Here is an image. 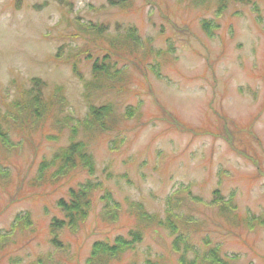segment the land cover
Listing matches in <instances>:
<instances>
[{
  "label": "rangeland",
  "instance_id": "1",
  "mask_svg": "<svg viewBox=\"0 0 264 264\" xmlns=\"http://www.w3.org/2000/svg\"><path fill=\"white\" fill-rule=\"evenodd\" d=\"M60 1L0 0V116L37 77L46 84L45 96L62 88L65 115L74 123L84 119L89 102L112 103L120 118L127 110L126 118L121 133L85 139L95 175L75 170L69 181L37 179L43 158L68 144V128L61 134L46 128L41 138L30 120L26 130L33 133L36 154L12 133L11 149L0 150V264H86L93 242L131 230L138 206L165 220L166 211L180 203L189 215L181 217L192 224L178 253L174 238L152 227L110 264H179L183 254L186 263L206 264L217 248L221 262L264 264V226L245 228V220L264 221V0L229 1L220 13L217 0H124L126 8L108 7L107 0ZM92 24L107 28L106 41L134 29V55L148 58L146 78L127 69L126 75L135 76L125 79L127 92L106 91L86 102L70 64L79 63L90 80L85 55L94 58L108 43L89 33ZM49 135L57 140L49 141ZM88 180L94 186L88 217L74 233L62 230L63 247L55 248L49 227L62 218L56 203ZM213 192L231 210L228 224L238 227L223 228ZM102 197L120 212L115 223L101 222ZM25 215L30 226L19 228L16 219Z\"/></svg>",
  "mask_w": 264,
  "mask_h": 264
},
{
  "label": "trees",
  "instance_id": "2",
  "mask_svg": "<svg viewBox=\"0 0 264 264\" xmlns=\"http://www.w3.org/2000/svg\"><path fill=\"white\" fill-rule=\"evenodd\" d=\"M229 1L242 4L249 3V0H217L218 13L226 8ZM59 2L61 1L59 0ZM64 4H66L65 0ZM44 5L47 6V3L45 2ZM67 5L71 6L70 3H67ZM107 6L126 8V2H124V0H107ZM208 25L207 22L202 23V29L206 33L209 31ZM88 27L90 28L89 33L91 35L108 43L103 44L104 47L99 45L103 53L100 52V54L96 55L94 58L92 55H85V60L90 63V80H85L80 71L79 63L73 62L70 64L72 75L82 83L84 90L83 96L86 102L90 101L92 96L95 98L96 94L106 91L117 90L121 93L127 92V88H125L127 82L125 79L129 80L134 74L138 73L146 78L148 53L146 57L144 55H134L139 45L138 36L134 29L125 34L124 38L121 40L106 41L103 37L104 31L107 30L105 26L92 24ZM96 49L99 51L98 46ZM60 50L61 49H59V51ZM55 59H58V57L55 56ZM119 63L125 64V68L120 69L118 67L120 66ZM128 68L131 69L134 74L129 76L126 75ZM148 69L152 70L153 64L150 65ZM133 78H135V76L131 77L132 80ZM30 83L31 86L29 88L20 89L21 95L18 99L10 103L8 113L0 116V150L11 149V135L12 133H16L21 139L30 143L34 154H36L37 147L31 141V139L33 140V133L31 130H26L27 123H29L30 120H33L31 123H36L35 131H37V135H40L41 138L45 137L46 128L52 133L58 132L60 134L62 132L64 133L66 128H68V144L55 151L49 159L43 158L38 165L37 179L44 180L43 177L51 176L54 179L66 178L69 181L74 179L75 170L84 172L88 177H94V157L88 150L85 139L89 136L93 137L94 135L104 136V134H109L111 132L121 133L119 127L126 118L127 110H125L122 118H120L116 114L112 103L107 102L96 106V104L89 102L87 104V111L84 119L77 120V123H74L71 117L67 116V114L65 115L68 101L65 99L61 87H57L56 92L49 93L45 96L44 89H46V84L40 78H33L30 80ZM130 114H133V112H129L127 115ZM61 116L62 118H60ZM222 118L227 121L224 115H221L220 121L223 120ZM49 120L50 123L48 124ZM69 121H72L70 127L67 124ZM228 134L231 139H235L236 134L234 132H228ZM118 137H120V135ZM225 137H227L226 133ZM47 139L49 141L57 140L56 136L53 135L47 136ZM44 183L46 184V182ZM92 184L93 181L88 180L77 184L75 187H70L67 190V197L57 201L56 207L60 211L62 218L52 219L49 227L50 243L55 248L60 249L63 247L59 241V233L62 230H69L74 233L77 228L86 221L92 206L91 194L94 188ZM0 185L2 188L5 187L2 182H0ZM33 185L35 184L33 183ZM18 188L23 189L21 183H19ZM213 195L212 205L218 210L219 214L223 216V228L238 227L228 224L230 220L228 216L231 210L227 209V204L222 201L218 192H213ZM101 200L106 203L102 207V214L99 215L101 222L115 223L118 220L120 212L111 209L108 198L102 197ZM182 209L183 206L180 203L173 211H166L165 220H161L157 215H148L138 206L134 212V224L130 228L131 230L126 234H115L111 241L109 237H105L106 240L104 241L93 242L86 264H110L114 260H120L123 254L132 251L136 244L141 243L145 229L152 227L167 231L169 235L174 238L172 250L178 253L179 244H186L188 242V237H186L185 232L190 230L192 224L188 218L183 219V216L181 217V214H184ZM184 215L186 217L189 216L188 214ZM219 219L221 221V217H219ZM16 221L19 228L27 229L30 226L29 215H25V217L21 219L17 218ZM230 223H232V220H230ZM254 223H256L257 226H264V221H262V219L252 218L250 220H245V228L248 230L253 229ZM219 225L221 226V223ZM238 233L240 234L242 232ZM236 236L239 238L238 234H236ZM187 250L188 247L186 246L185 252ZM218 252V248L211 250L209 255L214 258L211 260L204 259V263L227 264L225 260L221 262ZM179 264H196V262L186 263L183 254Z\"/></svg>",
  "mask_w": 264,
  "mask_h": 264
}]
</instances>
